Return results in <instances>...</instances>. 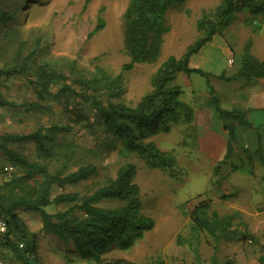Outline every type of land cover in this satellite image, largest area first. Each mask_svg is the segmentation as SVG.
Returning a JSON list of instances; mask_svg holds the SVG:
<instances>
[{"label": "rangeland", "instance_id": "1", "mask_svg": "<svg viewBox=\"0 0 264 264\" xmlns=\"http://www.w3.org/2000/svg\"><path fill=\"white\" fill-rule=\"evenodd\" d=\"M15 2L21 6L19 15L25 22L23 36L46 34L50 58L75 60L87 71L101 67L112 76L121 73L122 64L128 60L123 52L122 19L127 0H4V5ZM219 3L220 0H185L169 9L159 59L137 64L121 75L123 89L119 100L134 106L150 89V78L160 62L170 55L180 57L200 36L197 20L203 11L213 10ZM99 17L104 20V27L87 38ZM246 17V12L237 14L227 29L191 55L189 64L210 73L209 77L197 73L177 74L174 83L180 88L181 100L192 108V119L172 122L169 132L145 139L167 152L171 166L152 167L135 154L126 155L119 144L99 151L97 156L86 153L95 145L93 133L82 126L83 121L72 119L90 109L80 108L77 99L67 100L65 104L50 102L54 116L71 126L65 140L74 143L76 157L95 162L98 167L97 174L89 180L55 189L54 194L92 192L108 178H114L121 165L137 166L134 182L139 187L138 197L142 211L153 218L154 227L133 247L120 250L112 246L104 257L124 258L140 264H226L227 261L264 264L258 260L259 256L264 259V164L253 153L258 147L264 149V78L247 83L242 78L226 79L237 72L246 43L250 42L252 55L264 58V18L247 25ZM6 60V56L1 55L0 66ZM211 93L222 108L249 110L246 117L249 128H238L233 157V162L241 163L242 167L231 171L227 166L220 185L215 182L213 166L225 151L226 132L209 102ZM34 94L32 86L22 77L0 76L1 98L19 104L34 99ZM35 124L32 116L18 113L17 108L0 106V134L28 133ZM245 146L253 160L245 158L242 152ZM24 152L34 158V145L25 144ZM0 164H3L1 158ZM203 199L209 200L211 209L219 214L235 216L232 232L216 245L207 233L190 229V211ZM67 207L61 204L49 210L64 211ZM75 213H79L78 209ZM19 214L28 228L37 233V250L43 264L83 263L72 247L64 249L53 235L41 230L38 214L30 210H21ZM244 235L247 236L243 239ZM13 255L0 243L3 264H20Z\"/></svg>", "mask_w": 264, "mask_h": 264}, {"label": "trees", "instance_id": "2", "mask_svg": "<svg viewBox=\"0 0 264 264\" xmlns=\"http://www.w3.org/2000/svg\"><path fill=\"white\" fill-rule=\"evenodd\" d=\"M184 1L127 0L122 19L123 52L128 60L122 64L121 73L112 76L101 67L87 71L75 60L50 58L46 34L32 36L33 33H29L25 38L22 34L24 18L19 15L21 6L16 2L5 6L4 0H0V56L7 58L0 66V76L18 75L35 93L34 99L19 104L0 97V106L17 108L18 113L36 120L28 133L0 134V158L3 159L0 164V218L7 226L6 232L0 234V243L12 251L20 264H43L37 250V233L21 218V210L38 214L41 230L53 235L64 249L72 247L82 259L81 264H140L103 256L112 246L120 250L133 247L154 227L153 218L142 211L138 197L139 187L134 182L137 166L121 165L114 178H108L92 192L54 194L55 189L62 190L65 186L89 180L97 174L98 167L95 162L76 157L74 143L65 140L71 126L54 116L50 102L65 104L67 100L77 99L80 108L90 109L88 113L72 117L74 121H83L82 126L93 133L95 145L86 153L97 156L99 151L119 144L126 155L135 154L152 167L171 166L167 152L145 139L169 132L172 122L192 119L193 110L181 100L180 88L174 83L177 74L197 73L209 77L210 73L189 64L191 55L227 29L237 14L248 13L247 25L264 18V0H220L213 10L203 11L197 20L201 34L195 42L180 57L170 55L162 60L150 78V89L134 106L125 104L119 100L123 89L121 75L137 64L159 59L166 13ZM103 27L104 20L99 17L87 38ZM250 46V42L245 44L237 72L226 79L242 78L247 83L264 78V58L252 55ZM211 95L209 102L226 132L225 151L213 166L215 182L220 185L227 166L231 171L242 167L241 163L233 162V157L237 150L238 128H249L246 119L249 110L222 108L218 98ZM28 143L34 145V158L24 152V145ZM242 152L245 158L253 160L246 146L242 147ZM263 152L262 147L253 151L262 164ZM61 204L68 207L64 211L49 210ZM211 208L209 200L198 201L189 214L190 229L207 233L216 245L232 232L235 216L221 215ZM76 209L79 213H75ZM258 260L264 262L260 256Z\"/></svg>", "mask_w": 264, "mask_h": 264}, {"label": "built area", "instance_id": "3", "mask_svg": "<svg viewBox=\"0 0 264 264\" xmlns=\"http://www.w3.org/2000/svg\"><path fill=\"white\" fill-rule=\"evenodd\" d=\"M6 230H7L6 222L4 219L0 218V234H4ZM0 264H3L2 260H0Z\"/></svg>", "mask_w": 264, "mask_h": 264}, {"label": "crops", "instance_id": "4", "mask_svg": "<svg viewBox=\"0 0 264 264\" xmlns=\"http://www.w3.org/2000/svg\"><path fill=\"white\" fill-rule=\"evenodd\" d=\"M216 142H218V141H216Z\"/></svg>", "mask_w": 264, "mask_h": 264}]
</instances>
